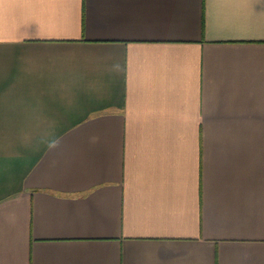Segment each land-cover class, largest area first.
<instances>
[{"label": "crops", "instance_id": "0c3cea01", "mask_svg": "<svg viewBox=\"0 0 264 264\" xmlns=\"http://www.w3.org/2000/svg\"><path fill=\"white\" fill-rule=\"evenodd\" d=\"M0 264H264V0H0Z\"/></svg>", "mask_w": 264, "mask_h": 264}]
</instances>
